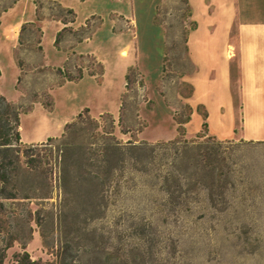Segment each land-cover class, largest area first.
<instances>
[{
	"label": "rangeland",
	"instance_id": "374dc122",
	"mask_svg": "<svg viewBox=\"0 0 264 264\" xmlns=\"http://www.w3.org/2000/svg\"><path fill=\"white\" fill-rule=\"evenodd\" d=\"M20 2L27 4L0 0V88L19 96L15 103L21 110L39 100L65 105L66 95L49 90L62 74L43 66L36 23H21L11 48L16 24L29 16L26 7L15 12ZM38 2L43 17L72 18L52 0ZM93 16L94 30L104 19ZM188 16L187 0L160 2L157 22L167 32L165 58L147 57L128 67L134 81L122 95L118 116L96 117L85 107L89 114L76 126L30 149L13 136L11 181L5 186L18 198L5 200L0 244L8 233L21 242L8 249L5 264H14L22 244L33 259L51 264H60L61 256L69 264H264V141L218 145L187 134L192 88L180 77L193 67L186 45ZM111 18L117 20L116 30L129 26L115 13ZM89 33L65 30L68 43ZM142 35L149 54L151 41H146L152 37L144 28ZM67 62L73 74L77 65L99 70L89 57L72 55ZM162 75L157 85L155 77ZM261 116L248 114V135L264 136ZM189 117L180 136L178 121ZM205 122L201 133L208 131ZM198 123H192L191 132Z\"/></svg>",
	"mask_w": 264,
	"mask_h": 264
},
{
	"label": "crops",
	"instance_id": "0c3cea01",
	"mask_svg": "<svg viewBox=\"0 0 264 264\" xmlns=\"http://www.w3.org/2000/svg\"><path fill=\"white\" fill-rule=\"evenodd\" d=\"M26 1L27 4L20 2L15 10L26 7L29 16L15 26L13 50L18 42L19 25L34 22L43 32L38 43L42 47L39 50L43 66L63 70L72 55H92L105 65V75L99 80L85 70L78 81H64L63 74L59 75L62 81L49 90L55 96L66 95V104L56 101L50 110L37 101L22 113L19 132L23 144L45 143L61 137L66 124L75 120L85 107L96 117L105 113L118 116L122 95L127 90L128 67L144 62L147 57L160 62L165 58L167 32L157 22L162 0H55L75 11V20L69 24L57 19L39 20L34 1ZM187 4L186 45L193 67L180 77L181 82L192 88L187 97L193 110L190 121L185 124L187 134L201 133V124L207 120V134L219 140L264 141V136L248 135L246 128L248 114H264V0H187ZM113 13L129 26L116 30L117 20L111 18ZM93 15L103 17L102 25L92 31L91 37L68 43L65 27L79 31ZM143 28L152 37L146 41H151L149 54L142 44ZM59 33L61 40L57 46ZM114 70H117L115 75ZM17 75L15 81L19 72ZM162 78L163 75L155 77L157 85ZM0 89L9 101L19 99L15 93ZM110 93L113 97L108 99ZM81 96L84 100L76 103ZM201 112L207 114L206 119ZM196 120L199 127L191 132L190 126Z\"/></svg>",
	"mask_w": 264,
	"mask_h": 264
},
{
	"label": "trees",
	"instance_id": "16d2710c",
	"mask_svg": "<svg viewBox=\"0 0 264 264\" xmlns=\"http://www.w3.org/2000/svg\"><path fill=\"white\" fill-rule=\"evenodd\" d=\"M54 1L60 8L62 11L66 12V14H69L72 16L71 19H64L62 17H56V16H51V17H43L40 15L39 13V2L38 0H34L36 6H37V17L38 19H45V18H49V19H57V20H61L62 22H64L65 24H69L71 22H73L75 20V16L76 13L73 9L70 8H65L63 7L61 4H59L57 1ZM92 19H94V16H92L91 18H89L86 22V25L83 26V29H81V31L84 30H90V33L80 37L79 41L84 40L85 38L91 37L92 35ZM30 24H35L34 22H29ZM25 25H23L22 30H24ZM68 28H72L71 26H67L65 27V29ZM39 32H40V38H39V43L41 42V35H42V30L39 28ZM61 33H59L57 39H56V45L60 46V38ZM40 49H42L41 46H39ZM16 57V56H15ZM79 58H86L89 57L91 58L95 64H97V66L99 67L98 71H94L90 69L89 65H77L78 68V72L77 74H73L69 68H67L68 66V62L65 65V68L62 69H58V71L63 74L64 76V81L69 80V81H78L80 80L83 76H84V71L87 70L88 73L97 76V78L100 80L103 76V64L98 61L96 59L95 56L92 55H78ZM19 66L22 69V64L21 62H19L17 60ZM2 74L1 68H0V76ZM134 81L133 77H132V73H131V69H129V73L127 74V86H129V84ZM192 92V90H191ZM125 94H123L124 97ZM40 102H42V104L45 106V108L47 109H53L54 108V102L51 99L49 102H44L39 100ZM122 105H123V98H122ZM29 110H21L20 106L12 101H9L3 94L0 93V182L2 183V186H0V217L1 215H3V213L7 212V205L5 203L6 199H17V195L15 193H7L6 192V184L10 183L11 181V177L10 174L8 172V166H9V152L12 148H14V146H16V144L13 142L14 141V137L15 139L19 142L20 144H23L20 142V132H19V126H20V117L21 114L24 112H27ZM191 113H192V109H191ZM86 114H89V109H85L84 111H82L81 113H79L76 117L75 120H73L72 122H69L66 124L65 126V132L70 129L73 126H76L78 124V122H80L85 116ZM110 116H112L109 113H106ZM105 115V114H103ZM113 117V116H112ZM190 117L185 120V121H178L179 123V127H178V132L179 135L182 136L185 134L184 132V123L189 121ZM204 127H207V123H204ZM64 132V133H65ZM63 133V134H64ZM109 134H112V132H109ZM14 136V137H13ZM196 137L198 138H204L206 139L205 142L206 143H216L218 145L222 144V140L217 139L215 136L212 135H208L207 133H199L196 135ZM55 138H51L49 141L53 140ZM182 140L177 139L174 142L175 143H181ZM229 141V140H228ZM131 143H133V141H130ZM186 145H188L190 142L189 141H185L184 142ZM191 143H198L196 140H193ZM42 144V143H41ZM28 149H30V147H35L38 144H25ZM25 156L27 157V163L30 164L33 162L32 159L28 158V152L25 150L24 151ZM27 154V155H26ZM1 227H0V232H1ZM8 237L5 239L4 238V243L0 244V264H5V260L7 258V251L9 248H11L15 242L20 241L19 237L17 236V234L14 233H8ZM22 248L23 251L21 252H17L14 254V264H51L50 262L47 261H43L42 259H33L30 252L26 249L25 244H22ZM66 258H64L63 256L60 257V264H69L67 262V260H65Z\"/></svg>",
	"mask_w": 264,
	"mask_h": 264
},
{
	"label": "bare ground",
	"instance_id": "6f19581e",
	"mask_svg": "<svg viewBox=\"0 0 264 264\" xmlns=\"http://www.w3.org/2000/svg\"><path fill=\"white\" fill-rule=\"evenodd\" d=\"M18 29V28H17Z\"/></svg>",
	"mask_w": 264,
	"mask_h": 264
}]
</instances>
